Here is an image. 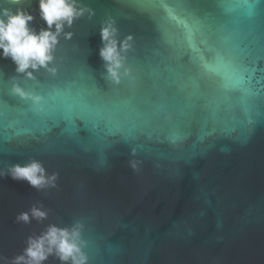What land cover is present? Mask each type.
Returning <instances> with one entry per match:
<instances>
[{
	"label": "water",
	"instance_id": "water-1",
	"mask_svg": "<svg viewBox=\"0 0 264 264\" xmlns=\"http://www.w3.org/2000/svg\"><path fill=\"white\" fill-rule=\"evenodd\" d=\"M83 2L94 15L66 29L70 38L61 36L55 72L36 74L43 90L59 93L50 130L19 151L0 153V167L29 156L43 160L59 173L58 186L37 191L0 179V255L19 254L43 227L15 221L42 203L50 210L45 224L86 222L98 249L94 264H264V104L253 107L251 126L244 113L226 114L224 135L196 143L207 113L204 89L185 86L195 67L167 44L159 10L138 6L161 0ZM185 2L203 21L209 46L264 68V2L244 0L256 3L251 16L225 9L238 0ZM109 17L121 39L133 38L129 74L119 84L107 79L99 56L101 23ZM13 80L32 83L0 59V113L8 103L19 119L20 102L8 92ZM174 134L185 142L172 144ZM133 159L140 161L135 172Z\"/></svg>",
	"mask_w": 264,
	"mask_h": 264
},
{
	"label": "clouds",
	"instance_id": "clouds-1",
	"mask_svg": "<svg viewBox=\"0 0 264 264\" xmlns=\"http://www.w3.org/2000/svg\"><path fill=\"white\" fill-rule=\"evenodd\" d=\"M264 2V0H260ZM145 10H159L161 27L166 42L173 52L187 55L195 67V77H189L185 85L190 92H205L203 110L207 113L201 123L196 143L200 145L224 135L222 117L226 114L244 113L246 124L251 126V112L254 106L264 104V68L247 63L237 53L225 56L207 43L205 25L194 14L192 6L185 0L173 3H143ZM232 12H243L251 16L256 3L238 0L224 5ZM91 17L94 10L83 0H0V59L10 60L15 72L32 83L27 86L13 80L8 92L20 102L17 106L19 119L9 115L8 103H3L0 113V153L16 152L50 129L49 120L56 114L51 102L59 93L43 90L37 73H52L55 53L61 36L70 38L66 31L85 15ZM102 47L99 56L104 62L107 79L119 84L129 74L128 53L133 48L132 36L123 39L114 20L109 17L100 27ZM249 132L251 127H249ZM234 131V130H233ZM239 139V137H237ZM172 144H183L186 137L174 134ZM245 137L243 142H246ZM193 144V148L196 147ZM207 143V147H211ZM204 149H201V154ZM135 156V149L132 150ZM140 161H129L132 170H139ZM10 178L26 182L37 191L56 188L58 172H49L43 160L29 156L22 162L7 163L0 167V179ZM50 210L42 203L33 204L27 211L18 213L17 223L29 225L35 221L43 227L28 235L22 251L11 259L0 255V264H47L54 258L59 264H94L93 251H98L94 238L88 234V226L77 218L68 225L50 222Z\"/></svg>",
	"mask_w": 264,
	"mask_h": 264
}]
</instances>
